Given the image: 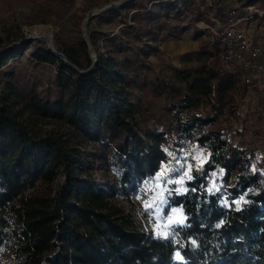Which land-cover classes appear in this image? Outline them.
Returning <instances> with one entry per match:
<instances>
[{
  "label": "trees",
  "instance_id": "obj_1",
  "mask_svg": "<svg viewBox=\"0 0 264 264\" xmlns=\"http://www.w3.org/2000/svg\"><path fill=\"white\" fill-rule=\"evenodd\" d=\"M93 6L89 2L88 8ZM223 10L216 4L208 11L223 19ZM219 46L217 39L215 52ZM16 50L0 54V67ZM60 52L69 63L43 48L32 56L59 65L64 100L28 101L11 82L0 89V246L6 239L13 242L6 264H264V174L250 168L220 123L210 126L236 108L235 77L221 72L219 59L194 70L173 68L176 77L188 81L186 93L173 104L188 111L175 116L174 135L209 151L186 182L187 190L171 197L186 216L174 245L154 236L146 221L115 201L106 182H98L89 147L99 135L115 141L113 158L122 169L119 184L125 191L165 158L164 132H141L126 77L112 56L98 54L92 68L81 73L77 68L92 62L88 42L79 35ZM202 54L215 56L202 46L183 56ZM200 104L208 105V112H189ZM44 120L60 124L42 128ZM100 156L108 162L102 149ZM231 166L225 204L205 187L210 171ZM176 250L182 259H175Z\"/></svg>",
  "mask_w": 264,
  "mask_h": 264
},
{
  "label": "rangeland",
  "instance_id": "obj_2",
  "mask_svg": "<svg viewBox=\"0 0 264 264\" xmlns=\"http://www.w3.org/2000/svg\"><path fill=\"white\" fill-rule=\"evenodd\" d=\"M117 1L0 0V51L13 43L17 48L15 54L0 67V89L5 82H11L28 101L33 98L48 103L64 100L59 65L40 62L32 53L38 48L60 52L64 44L74 42L79 35L83 37L82 28L89 11ZM89 2L94 5L92 8H88ZM127 2L124 8L98 13L88 20L85 31L89 56L103 54L116 60L117 69L126 77V89L135 106L141 132H164L162 148L165 158L151 175L133 180L125 191H121L119 184L122 169L113 158L115 141L109 135H99L89 146L93 154L91 159L96 166L98 182L107 183L115 201L146 221L154 236L172 240L177 245V229L185 225L186 216L180 206L171 204V197L174 193L187 190L186 182L190 180L187 177H192L193 171L203 166L209 151L196 142L180 141L174 135L175 116L182 117L188 111H178L173 104L186 93L188 81L176 77L173 68L194 70L206 62L209 64L216 57L221 64V72L229 73L220 61L221 46L217 52L213 49V42L217 39L211 29L214 28L211 18L215 15L208 10L219 3L236 6L240 15L252 13L250 19L256 20L257 30L264 22V0ZM247 6L252 7L247 9ZM250 29L254 30V26ZM42 30L48 33L49 42L43 38L26 40L36 35L34 32ZM260 36L264 40V35ZM200 46L212 51L214 58L205 59L203 54L183 56ZM91 65L92 62L88 68ZM88 68L77 69L84 73ZM232 75L236 80L235 89L231 92L236 108L233 113L219 116L210 126L220 123L232 145L244 151L250 168L264 174V82L254 87L247 86L238 73ZM169 86L174 88L173 92L168 91ZM208 110V105L200 104L189 112L201 114ZM42 124V128H54L60 123L44 120ZM101 149L108 162L101 160ZM234 170L231 166L229 169L218 167L210 171L205 187L207 193L219 194V199L228 204L227 186L231 183ZM12 246L11 239H6L0 246V264L7 263ZM177 253L178 250L174 257L179 260Z\"/></svg>",
  "mask_w": 264,
  "mask_h": 264
},
{
  "label": "built area",
  "instance_id": "obj_3",
  "mask_svg": "<svg viewBox=\"0 0 264 264\" xmlns=\"http://www.w3.org/2000/svg\"><path fill=\"white\" fill-rule=\"evenodd\" d=\"M224 18L213 16L212 29L221 42L220 59L229 73H238L247 86H258L264 82V41L248 23L252 13L240 15L236 6L219 3ZM252 6H247L250 9ZM245 25H248L247 28Z\"/></svg>",
  "mask_w": 264,
  "mask_h": 264
},
{
  "label": "water",
  "instance_id": "obj_4",
  "mask_svg": "<svg viewBox=\"0 0 264 264\" xmlns=\"http://www.w3.org/2000/svg\"><path fill=\"white\" fill-rule=\"evenodd\" d=\"M128 0H119L117 2H111L109 4H106L104 5L103 7L101 8H98V9H95V10H91L89 11L87 14H86V18H85V22H84V26L82 28V31H83V38L87 41V33L85 31V25L86 23L88 22V20L91 18V16L95 15V14H98V13H102V12H105V11H110V10H113L114 8H117L121 5H123L125 2H127ZM32 38H39L38 36L36 35H31L29 38H27L26 40H29V39H32ZM88 42V41H87ZM16 43H13L11 44L10 46L6 47L5 49L1 50L0 51V54L8 51L9 49L15 47ZM54 53H56L61 59H63L64 61L68 62L69 61L67 60V58L61 53V52H57V51H53ZM96 62V56H93L92 57V65L90 68H88V70H90L92 68V66L95 64Z\"/></svg>",
  "mask_w": 264,
  "mask_h": 264
},
{
  "label": "crops",
  "instance_id": "obj_5",
  "mask_svg": "<svg viewBox=\"0 0 264 264\" xmlns=\"http://www.w3.org/2000/svg\"><path fill=\"white\" fill-rule=\"evenodd\" d=\"M246 14H249L248 12H245ZM248 23H250L251 24V26H254V30L253 31H255V32H257L258 33V35H264V26H263V23H262V25H260L259 27H258V29L256 30L255 28H256V20L254 19H250L249 21H248ZM260 38H261V36H260ZM262 39V38H261ZM263 40V39H262ZM264 41V40H263Z\"/></svg>",
  "mask_w": 264,
  "mask_h": 264
},
{
  "label": "bare ground",
  "instance_id": "obj_6",
  "mask_svg": "<svg viewBox=\"0 0 264 264\" xmlns=\"http://www.w3.org/2000/svg\"><path fill=\"white\" fill-rule=\"evenodd\" d=\"M34 34H36V35H39L38 37L39 38H43L44 40H46L47 42H49L50 40V38H49V35H48V33L46 32V31H40V32H34Z\"/></svg>",
  "mask_w": 264,
  "mask_h": 264
},
{
  "label": "snow or ice",
  "instance_id": "obj_7",
  "mask_svg": "<svg viewBox=\"0 0 264 264\" xmlns=\"http://www.w3.org/2000/svg\"><path fill=\"white\" fill-rule=\"evenodd\" d=\"M185 175H187V173H186ZM187 178H188V179H192L191 176H188ZM138 198H139V197H138ZM241 200H243V197H241ZM174 211H175V209H174ZM223 223H224V221H221L220 224H217V225H216V227L219 228V227L221 226V224H223ZM193 243H195V242H193ZM176 258H177V259H182V257H180V255H179V253H177V257H176Z\"/></svg>",
  "mask_w": 264,
  "mask_h": 264
}]
</instances>
